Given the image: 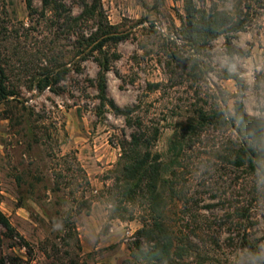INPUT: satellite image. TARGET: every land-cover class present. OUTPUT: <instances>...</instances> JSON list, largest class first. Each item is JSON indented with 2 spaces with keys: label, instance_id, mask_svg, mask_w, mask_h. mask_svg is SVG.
Masks as SVG:
<instances>
[{
  "label": "rangeland",
  "instance_id": "obj_1",
  "mask_svg": "<svg viewBox=\"0 0 264 264\" xmlns=\"http://www.w3.org/2000/svg\"><path fill=\"white\" fill-rule=\"evenodd\" d=\"M27 1L0 0V23L20 32L19 44L27 50L12 61L17 67H22L20 62L27 65L12 76L20 96L0 105V260L126 264L142 222L136 207L135 220L117 218L119 201L114 203L111 190L121 144L134 129L109 103L146 127L158 128L155 151L163 156L176 125L201 107L219 109L216 97L226 98L220 106L232 116L240 99L247 114L264 119V12L254 10L262 16L231 46L225 37L212 42L199 58L205 70L199 77L190 61L179 63L175 56L186 53L187 59L192 53L181 40L190 0H102L108 23L129 38L112 50L119 60L107 74L109 102L101 107L99 66L92 56L74 58L79 35L58 37L53 15L40 16L41 0H32L38 12L33 17ZM93 1L61 0L75 17ZM213 2L221 10H235L234 0H194L198 10L206 12ZM96 25L87 24L84 34L95 33ZM16 44L7 43L5 54L13 57ZM52 49L57 61L69 64L71 74L57 92L30 90L40 68L48 65L43 54L52 55ZM231 71L244 81L242 98L236 82L225 80ZM210 158L204 154L202 160L195 159L188 174L189 220L182 222L185 211L180 206L173 215L186 232L195 231L201 245L202 257L192 254L184 263L264 264V205L252 202L253 189L244 191L237 170ZM84 176L90 188H80ZM247 205L252 224L246 235L258 245L260 262L242 248L244 230H238L237 220L233 225L226 221L228 213ZM1 215L14 231L6 230Z\"/></svg>",
  "mask_w": 264,
  "mask_h": 264
},
{
  "label": "trees",
  "instance_id": "obj_2",
  "mask_svg": "<svg viewBox=\"0 0 264 264\" xmlns=\"http://www.w3.org/2000/svg\"><path fill=\"white\" fill-rule=\"evenodd\" d=\"M234 1L233 12L221 10L215 2L208 12L199 11L194 0L187 4L186 23L183 25L181 40L188 44L192 53L187 59L186 53L175 56L179 63L190 61L194 65L192 69L199 77L205 75L199 59L205 49L219 37H225L227 45L231 46L239 33L252 28L255 18L262 16L254 10L264 12V0ZM41 2L43 11L40 16L45 18L47 14L53 15L58 37L62 34L79 35L74 58L81 57L84 60L92 56L99 66L96 89L101 107H105L109 102L107 74L111 71L113 62L119 60L112 50L127 40L128 35L108 23L102 0H94L77 17L73 16L61 0ZM27 6L30 16L38 15L32 0L27 1ZM90 22L97 24V30L86 36L84 32ZM19 40L20 32L9 30L6 22L0 23V105L20 96V87L12 83V76H16L17 72L20 75L19 69L27 65L20 62L22 67H17L12 61L21 54H26L27 50L21 47ZM10 42L17 43L12 52L13 57L5 54L6 44ZM51 54L48 57L43 54L48 65L40 68L39 75L29 86L30 90L43 92L50 89L57 92L59 84L71 74L68 63L56 60L55 49L51 50ZM225 80L236 82L239 98H242L246 91L242 78L231 71L227 73ZM150 88L158 90L159 85H150ZM216 99L219 109L201 107L176 125L166 156L155 151L160 137L158 128L146 127L142 120H133L131 113H124L114 103H109L118 114L127 118L130 127L134 129L130 139L121 144L122 156L115 171L113 185L115 191L111 190L114 192V203L118 204L119 201L117 218L121 221L135 220V209L138 208V217L142 222V229L137 232L138 240L131 249V258L126 264H187L184 260L192 254L202 257L201 245L195 241V231L193 235L186 232L173 219V215L177 216L175 210L180 206L181 211H185L182 222L189 220L191 198L187 189L188 174L196 164L193 161L202 160L204 154H209L210 160L213 158L212 160L237 170V177L244 184V191L253 189L249 193L252 202L264 205V119L247 114L240 99L235 103V115L232 116L221 109L220 102L226 103V98ZM80 171L82 173V169ZM88 187L90 188V182L84 176L80 188ZM250 211L249 205L247 209H237L236 214H227L226 221L233 225L237 220L238 230H244L242 248L260 262L258 245L251 242L246 235L252 224ZM1 222L8 232L14 231L4 216L1 217ZM18 262L20 260L13 258L0 260V264H19Z\"/></svg>",
  "mask_w": 264,
  "mask_h": 264
}]
</instances>
